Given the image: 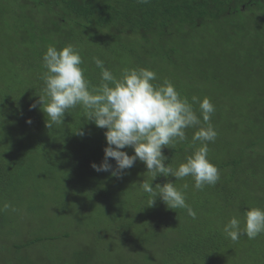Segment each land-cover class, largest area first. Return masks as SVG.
Masks as SVG:
<instances>
[{
	"label": "trees",
	"instance_id": "16d2710c",
	"mask_svg": "<svg viewBox=\"0 0 264 264\" xmlns=\"http://www.w3.org/2000/svg\"><path fill=\"white\" fill-rule=\"evenodd\" d=\"M230 1L16 0L20 4L16 7L0 0V37H4L0 39V60L6 64V69L0 70L4 84L0 95V228L17 229L18 237L23 238L16 244H7L10 249L0 255V264H49L50 250L31 257L38 244L60 247L73 257L84 250L88 254L90 249V264H116L119 255L120 264H163L155 253L162 252L161 246L176 237H187L198 256L212 263L218 249L212 246L205 257L201 256V246L191 245L193 229L218 226L216 217H225L232 210L245 214V201L237 203L243 194L264 206V121L259 128L261 133L256 134L253 127L233 119L237 112L243 116L241 109L251 105L247 91L264 96V10L259 6L253 9L250 1L246 12L233 15ZM53 7L67 13L63 22L57 16L56 21L50 22L52 14L40 15L39 12L53 13ZM68 19L76 23L63 30L61 25ZM90 28L103 36L97 40L90 37L85 44L86 76L93 83H99L100 69L92 58L100 49L105 54L102 41L108 40V35L115 40L124 35L122 41L138 47L132 55L121 57L123 62L111 69L114 74L119 77L125 68H150L157 73L154 83L168 80L189 100L193 95L201 100L208 97L214 104L211 123L217 137L209 143L208 155L220 170L219 181L202 190L194 188L191 176L175 181L173 176L160 175L152 182L153 186L169 180L177 186L188 183L186 200L197 213L195 219L185 209L177 212L167 208L159 196L153 206H148L152 197L139 188L148 175L146 166L127 169L125 173L129 175L122 178L95 171L92 163L100 164L104 158L106 129L88 121L81 107L66 112L63 123L50 129L39 104L30 108L39 101L44 87L41 76L46 70L42 57L47 46L80 47L77 36L88 34ZM193 107L198 112V104ZM252 111L258 120L264 116V105L252 106ZM196 130L187 129L188 139L174 148H163L173 167L199 147V143H191ZM80 131L84 135H79ZM255 135H262V139L250 141ZM124 151L131 155L134 149ZM109 162L115 168L116 161ZM105 190L111 192V198L104 201L103 209L109 217L114 215L116 223L103 233L97 229V212L101 210L99 197ZM47 191L58 194L49 198L63 210L50 215L44 206L30 205L35 196H47ZM127 191L134 195L139 218L149 232L147 228L137 230L134 221L126 223L119 218L116 208L125 204L121 193ZM194 194L203 197L199 205L189 201ZM214 195H218V201H212ZM82 206L90 208L86 214L81 213ZM95 234L104 241L88 244L89 249L80 246ZM0 241L8 239L0 234ZM257 245L256 241L247 244L249 255H259Z\"/></svg>",
	"mask_w": 264,
	"mask_h": 264
},
{
	"label": "clouds",
	"instance_id": "9594fccd",
	"mask_svg": "<svg viewBox=\"0 0 264 264\" xmlns=\"http://www.w3.org/2000/svg\"><path fill=\"white\" fill-rule=\"evenodd\" d=\"M92 59L100 69L98 84L86 76L81 50L75 45L68 44L59 49L55 45L47 46L42 57L46 70L41 76L44 87L39 101L33 102L30 108L35 109L39 104L46 114V126L50 129L63 123L66 112L81 107L88 121L106 129L104 158L100 164L92 163L95 171L110 172L112 176L122 178L125 171L140 160L146 165L148 175L139 183V188L152 197L148 206H153L159 196L167 208L185 209L195 219L197 213L186 200L188 183L178 187L171 180L155 186L152 182L160 175L173 176L175 181L191 176L194 188L202 190L205 185H215L219 181L220 170L208 155V145L217 137L211 123L214 104L208 97L201 100L193 95L189 100L168 80L154 83L157 73L153 69L125 68L118 77L105 66L104 60L99 57ZM196 104L199 114L193 107ZM27 122L30 124L31 119ZM190 128L197 129L191 143H199V147L187 155L178 167L166 164L168 157L163 148H174L186 141V130ZM78 134L84 135L83 131ZM126 148L134 149L133 154L124 151ZM110 159L116 161L115 168ZM223 233L234 242L241 235L255 239L264 233V208L249 207L245 211L243 230L240 218L233 216L223 226Z\"/></svg>",
	"mask_w": 264,
	"mask_h": 264
},
{
	"label": "rangeland",
	"instance_id": "374dc122",
	"mask_svg": "<svg viewBox=\"0 0 264 264\" xmlns=\"http://www.w3.org/2000/svg\"><path fill=\"white\" fill-rule=\"evenodd\" d=\"M5 1L10 4H15L16 7L20 6V4H16V0H5ZM32 1H36V0H32ZM42 7L43 6H41L40 8ZM52 10H53V13L52 12L51 13L39 12V13L40 15L52 14L50 18V22L56 21L54 19V17L56 18V16H57V20L60 22H63L62 19H66L67 13L63 11L62 9L58 7H53ZM54 12H55V15H54ZM73 23H76L74 22V19H68L66 24L62 23L61 27L63 28V30H65L69 28L70 25H73ZM88 32H89L88 34H85V35L79 34L77 36V43L80 45V47H77V48L81 50L82 57L84 56V53H85L86 41H88L90 37L96 38V40L103 38V36L100 33H96V32L94 33L93 28H90ZM108 36H109L108 40H105V41L100 40L103 42V48L105 47V54L102 55L101 49L100 51H96L97 53L95 54H96V57H99V58H102L103 56L102 60L105 61V66L108 67L109 69H112L117 63L123 62L121 61V57L123 58L127 56L128 54L132 55V53L136 51L138 46L136 44L129 45L126 42L122 41L121 39L123 38L124 35H121L120 36L121 38H119V40L112 39L114 38L112 35L111 36L108 35ZM0 39H4V37H0ZM134 40H131V41L134 42ZM2 42H4V40H2ZM111 51H114L115 53ZM1 69L5 70L6 64L4 61L0 60V70ZM233 84H234V81H233ZM3 90H4V84H3V81L0 80V95L2 94ZM178 91L180 92V90ZM25 93H27V91ZM247 93L249 94L248 102L251 105L241 109V114H243V116H240V112H237L235 113L233 119L236 121L242 122L244 125H247L248 127H253V129L255 130V133L258 134V133H261L259 131V128H262V125H263L262 122L264 121L263 120L264 116L260 117L258 120H255V116L252 111V106L258 107V106L264 105V96L263 97L258 96L252 90L247 91ZM242 131L245 132L246 129H242ZM260 139H262V135H255L250 139V141H257ZM165 163L166 164L170 163L169 159L165 161ZM134 166L135 168L140 169V168H144L146 165L142 161L137 160ZM127 175H129V172H126L123 176H127ZM184 181H185V178H184ZM261 181H264V178H262ZM208 187L211 188V185H209ZM24 190L25 189H23V191ZM46 193H47V196L45 195L35 196L34 199L30 202V205L35 206V207H40V205L44 206L45 210H47L48 214L50 215H52L53 212L55 213L57 211H61L64 209L59 204H57L54 201V199H50L53 197L54 198L58 197V194L53 195V191H47ZM242 196L243 197L237 198L238 199L237 203L240 204L245 201L247 209L249 207L264 208V206L258 204L257 202L256 203L252 202L248 195L243 194ZM110 198H111V192H109L108 190H105L100 195L99 201H98L101 210L97 212V216L99 218L98 223H97V229L103 233H105V231L112 229L116 223L114 215H111L109 217L108 216L109 213L105 212L103 209L104 201ZM121 198L122 199L126 198V202L125 204H123V206L116 208V210H118L121 215L119 216V218L122 220H125L126 223H131L132 221H134V223L136 224L137 230L144 231L147 227L146 225H144V222L139 218L140 212L137 207L138 204L136 205L134 201V195L132 193H128V191L126 192V194L122 192ZM211 199L214 202L218 201V195L211 196ZM189 201L196 202L195 204L199 205L200 202L203 201V197L200 196L199 194H194L189 198ZM132 203L134 204V206H132L133 205ZM215 206L221 209L219 205L215 204ZM112 207H115V206H112ZM126 207L128 210H126ZM196 208L198 207L196 206ZM89 209L90 208H85L82 206L81 213L86 214ZM178 210H184V209H178ZM178 210H174V211H178ZM110 211L116 212L115 210H113V208H111ZM233 216L240 218L241 229L243 230L244 212L237 211V210H232L228 212L227 216L225 217H220V215L217 216L216 218L218 219V222H217L218 226L207 225L205 228H202V229L198 227L193 229L194 239L192 240L191 245L193 244L197 246L198 248L199 246H201V250H200L201 256L205 257L212 250V246L218 249L215 255V260L212 263L208 261H204L198 256V250L191 248L190 241L187 237H176V238H173V240L166 241V243L161 246L162 252L155 253L156 256L163 259V264H263L264 263V233H261L255 239H249L246 235H241L240 239L235 242L229 238H226L225 234L223 233V226ZM157 229L159 230L160 227H157ZM167 230L168 228L164 229V232H166ZM39 231H41V229H39L38 232ZM149 231L150 230L147 228V232ZM0 234H2L3 237H6L8 239V242L0 241V255H3L5 250L10 249V246L7 244H10V243L16 244L19 241L23 240L22 237H18L17 229L9 231L6 228H0ZM103 241H104L103 238L95 234V236L89 239L88 241L83 240L80 246L88 247V244L95 245V243H102ZM250 241H256L257 244H259V246L257 245L258 247H256L257 252L259 251L258 256L248 254L247 244ZM67 242L71 244V240H67ZM72 244L74 243L72 242ZM130 248L131 249L134 248V245L130 246ZM188 248L190 249L188 250ZM47 250H50L49 254L52 257V261L49 264H55V263L57 264H71V263L80 264L84 262L90 264L89 262L90 260L87 258L88 254H92L90 249H89L88 254H87V250H84V252L81 255L78 254L77 256L73 257L71 254H67L66 251L60 247L53 248L51 246L47 247L44 244H38L36 248L33 249L31 257H35V256H38L39 254L45 253ZM188 252H189V255H187ZM95 255L100 256L97 254ZM119 256L116 261V264L121 263ZM34 264H37V263H34Z\"/></svg>",
	"mask_w": 264,
	"mask_h": 264
},
{
	"label": "flooded vegetation",
	"instance_id": "af4514ba",
	"mask_svg": "<svg viewBox=\"0 0 264 264\" xmlns=\"http://www.w3.org/2000/svg\"><path fill=\"white\" fill-rule=\"evenodd\" d=\"M250 5H252L254 8L256 9V6H259L260 8H262V10H264V0H232L230 2H228L230 4V12H232L234 10V13H230V14H241L242 12H246L247 11V6H248V2ZM253 2H258L257 5H254Z\"/></svg>",
	"mask_w": 264,
	"mask_h": 264
}]
</instances>
